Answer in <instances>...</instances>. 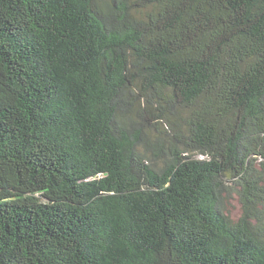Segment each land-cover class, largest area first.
<instances>
[{"label":"trees","instance_id":"trees-1","mask_svg":"<svg viewBox=\"0 0 264 264\" xmlns=\"http://www.w3.org/2000/svg\"><path fill=\"white\" fill-rule=\"evenodd\" d=\"M0 264H264V0H0Z\"/></svg>","mask_w":264,"mask_h":264},{"label":"rangeland","instance_id":"rangeland-1","mask_svg":"<svg viewBox=\"0 0 264 264\" xmlns=\"http://www.w3.org/2000/svg\"><path fill=\"white\" fill-rule=\"evenodd\" d=\"M229 214L233 220H238V218L241 216V206L237 199H233V201H231Z\"/></svg>","mask_w":264,"mask_h":264}]
</instances>
